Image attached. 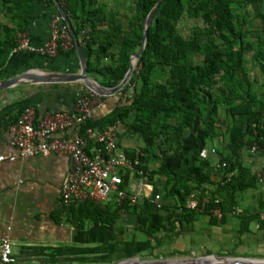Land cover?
<instances>
[{
    "label": "crops",
    "instance_id": "obj_1",
    "mask_svg": "<svg viewBox=\"0 0 264 264\" xmlns=\"http://www.w3.org/2000/svg\"><path fill=\"white\" fill-rule=\"evenodd\" d=\"M263 1L258 0L256 6L249 3L245 10L250 31L257 28L252 20ZM249 6H253L252 15H249ZM54 10L53 5L46 3L38 9L26 33L31 45L42 46L51 40L52 21L61 16L53 15ZM261 11L264 12V8ZM253 41L256 42L254 38ZM254 48L257 49L256 43ZM245 60L246 68L249 64L250 69H259L254 51H246ZM249 68L252 91L264 98V74L260 71V75L253 77L254 70ZM30 69L75 74L81 67L78 53L71 47L66 46L62 54L54 57L34 56L24 50L13 52L6 71L0 73L3 77L0 81ZM87 92L81 82L28 84L0 92V155L14 153L10 145L11 128L26 107L37 109L38 121L48 113H76L78 100L88 95ZM104 102L96 115L104 111L110 99ZM245 121L246 118H234L225 107L221 108L218 134L206 147L216 150L209 156L212 161L210 182L204 185L211 201L206 199L195 211L182 209L168 194L166 178L158 176L150 180L151 188L135 204L126 201L119 205L112 196L102 206L72 202L62 208L59 205L61 188L72 169L69 157L52 154L5 161L0 166V253L3 241L8 240L16 259L9 264H110L116 251L134 250H139L147 259L218 253L264 258V185L251 181L254 172L264 171V149L253 152L252 147L247 146L253 137L247 133ZM234 124L241 127L236 136L231 134ZM120 129L121 148L128 152L143 146L140 134L124 125ZM79 131L80 126L76 124L58 136L72 140L79 136ZM183 144L185 153L190 155L194 150L191 133L185 134ZM94 149V145L89 146V151ZM224 161L235 165V176L240 167L244 168L248 180L244 177L234 188L229 185L223 188L229 171L218 165ZM159 165L160 162L154 161L150 169L155 170ZM238 184L252 186L239 190ZM149 194H160L163 207L157 208L147 197ZM217 200L221 216L216 212ZM0 264H5L1 257Z\"/></svg>",
    "mask_w": 264,
    "mask_h": 264
},
{
    "label": "trees",
    "instance_id": "obj_2",
    "mask_svg": "<svg viewBox=\"0 0 264 264\" xmlns=\"http://www.w3.org/2000/svg\"><path fill=\"white\" fill-rule=\"evenodd\" d=\"M158 1L134 0L130 14L110 0H59L80 40L89 76L107 88L121 83L131 57L142 47L145 22ZM43 3L54 6L53 15L60 14L53 0H0V73ZM249 3L256 6L258 0H164L129 83L117 95L102 97L110 99L104 111L79 125V136L86 129L104 130L118 122L140 134L144 144L128 151L129 156L134 158L139 150L140 168L150 180L166 178L168 194L184 210L193 191L198 192V208L206 199L211 201L204 185L210 182L212 161L203 158L202 151L218 134L222 107L234 118H246L247 133L253 137L247 146L264 149V98L253 93L245 64V52L254 51L264 74V12L255 10L261 26L248 30L244 13ZM184 17L201 19L204 27L195 26L184 36L179 29ZM70 37L71 49L77 52ZM64 50L61 41L58 54ZM240 128L234 124L231 134L236 136ZM187 133L194 139L190 155L183 144ZM154 161L160 165L151 170ZM238 172L223 188L248 180L244 168ZM251 184H238L237 189Z\"/></svg>",
    "mask_w": 264,
    "mask_h": 264
},
{
    "label": "built area",
    "instance_id": "obj_3",
    "mask_svg": "<svg viewBox=\"0 0 264 264\" xmlns=\"http://www.w3.org/2000/svg\"><path fill=\"white\" fill-rule=\"evenodd\" d=\"M63 17L56 16L52 21L53 36L42 46L31 45L26 34L20 35L18 47L13 51H30L41 56L54 57L58 55L59 42L64 48L71 43L69 29ZM101 96L90 92L80 98L76 113L53 112L48 113L41 121L37 119V109L26 107L17 121L12 125L13 137L10 145L13 154L0 155V166L5 161L15 162L18 159H27L36 156H49L52 154L65 155L72 162V169L67 181L61 188L60 207L66 208L72 202H91L102 206L114 196L119 205L126 201L135 204L147 189L151 188V181L147 172L140 168L139 150L134 158L121 148L119 142L121 124L114 123L104 130L86 129L85 132L72 140L59 137L74 125H82L87 119L93 118L104 106ZM95 149L89 151V146ZM258 146H253L256 152ZM215 149L205 148L203 158L215 154ZM228 162H221L218 167L226 169L228 181L235 175ZM257 184L264 185V171L252 174ZM157 208L163 207L162 196L157 194L147 196ZM216 212L221 216L220 201H216ZM186 209H198V192L193 191L188 196ZM264 217V216H263ZM1 261L5 264L15 262L12 247L8 240L1 245Z\"/></svg>",
    "mask_w": 264,
    "mask_h": 264
},
{
    "label": "water",
    "instance_id": "obj_4",
    "mask_svg": "<svg viewBox=\"0 0 264 264\" xmlns=\"http://www.w3.org/2000/svg\"><path fill=\"white\" fill-rule=\"evenodd\" d=\"M63 17L69 32L74 40L76 50L80 59V72L75 74L51 72L45 69H30L18 76L0 81V92L7 89L28 84H51V83H83L89 92H93L101 97H112L120 93L129 83L138 61L143 56L146 48L149 29L152 26L155 14L164 0H159L149 13L143 31L142 47L131 57L130 68L119 85L114 88H107L95 77L88 75L87 59L72 26L67 12L64 10L59 0H53ZM110 264H264L263 257L238 256L229 254H212L200 257L166 258V259H147L141 255L139 250L116 251Z\"/></svg>",
    "mask_w": 264,
    "mask_h": 264
},
{
    "label": "rangeland",
    "instance_id": "obj_5",
    "mask_svg": "<svg viewBox=\"0 0 264 264\" xmlns=\"http://www.w3.org/2000/svg\"><path fill=\"white\" fill-rule=\"evenodd\" d=\"M110 2L115 3L116 7H118L120 12H129L130 14H133L135 11V4H134V0H110ZM264 2V1H263ZM261 2L259 5V9L262 10V8H264V3ZM248 11H249V15H252L254 10H253V6H249L248 7ZM252 22L254 23V26L260 27L261 26V22L258 18H254L252 20ZM200 26V27H204V23L201 19H195V18H191V17H184L180 24H179V29L182 32V34L184 36H188L191 34L193 28L195 26ZM249 26H247L248 28ZM67 47H71V43H66ZM248 61L250 59V56H247ZM250 64V61L248 62ZM249 64H248V68H249ZM247 68V69H248ZM249 70H254L252 72L253 77H255V75L259 74L260 75V70L257 68H249ZM143 144V142H142Z\"/></svg>",
    "mask_w": 264,
    "mask_h": 264
}]
</instances>
